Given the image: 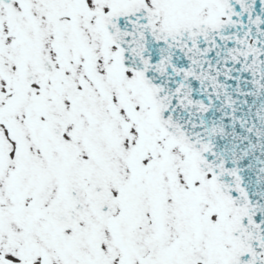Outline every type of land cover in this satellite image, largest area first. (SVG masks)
I'll return each instance as SVG.
<instances>
[{
  "label": "snow or ice",
  "instance_id": "obj_1",
  "mask_svg": "<svg viewBox=\"0 0 264 264\" xmlns=\"http://www.w3.org/2000/svg\"><path fill=\"white\" fill-rule=\"evenodd\" d=\"M0 264H264V0H0Z\"/></svg>",
  "mask_w": 264,
  "mask_h": 264
}]
</instances>
